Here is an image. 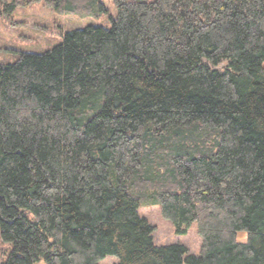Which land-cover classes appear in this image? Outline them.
I'll list each match as a JSON object with an SVG mask.
<instances>
[{"label":"trees","instance_id":"obj_1","mask_svg":"<svg viewBox=\"0 0 264 264\" xmlns=\"http://www.w3.org/2000/svg\"><path fill=\"white\" fill-rule=\"evenodd\" d=\"M112 1L0 63V264H264V0ZM38 3L106 10L0 17ZM152 205L199 255L154 243Z\"/></svg>","mask_w":264,"mask_h":264},{"label":"rangeland","instance_id":"obj_2","mask_svg":"<svg viewBox=\"0 0 264 264\" xmlns=\"http://www.w3.org/2000/svg\"><path fill=\"white\" fill-rule=\"evenodd\" d=\"M105 11L99 17H78L60 15L44 7L41 3L29 9L18 10L10 18L0 17V63H13L21 52L42 53L63 41L62 31L82 29L89 25L111 24L117 15L112 0H104ZM139 213L156 227L153 234L157 246L184 244L191 254L199 255L201 239L193 225L186 235H177L171 223L161 214L159 206H143ZM241 241H245L240 236ZM11 246L0 239V261L6 257ZM115 257H106L102 264H114Z\"/></svg>","mask_w":264,"mask_h":264}]
</instances>
